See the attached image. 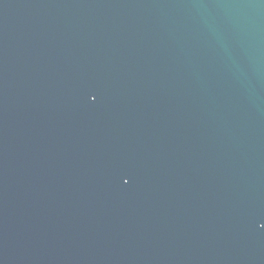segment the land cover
I'll return each instance as SVG.
<instances>
[{
  "label": "water",
  "instance_id": "1",
  "mask_svg": "<svg viewBox=\"0 0 264 264\" xmlns=\"http://www.w3.org/2000/svg\"><path fill=\"white\" fill-rule=\"evenodd\" d=\"M0 264H264V0H0Z\"/></svg>",
  "mask_w": 264,
  "mask_h": 264
},
{
  "label": "snow or ice",
  "instance_id": "2",
  "mask_svg": "<svg viewBox=\"0 0 264 264\" xmlns=\"http://www.w3.org/2000/svg\"><path fill=\"white\" fill-rule=\"evenodd\" d=\"M125 183H127V181H125Z\"/></svg>",
  "mask_w": 264,
  "mask_h": 264
}]
</instances>
